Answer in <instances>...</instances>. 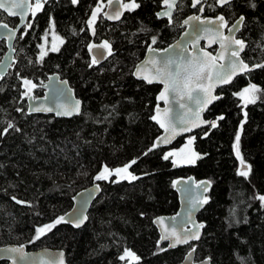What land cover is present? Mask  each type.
Wrapping results in <instances>:
<instances>
[{
    "label": "trees",
    "instance_id": "16d2710c",
    "mask_svg": "<svg viewBox=\"0 0 264 264\" xmlns=\"http://www.w3.org/2000/svg\"><path fill=\"white\" fill-rule=\"evenodd\" d=\"M97 2L79 0L73 5L71 0H48L35 18L30 15L33 27L20 31L13 67L0 79V130L8 121L21 129L0 137V247L17 244L29 250L63 249L69 264H127L118 256L128 248L140 257L138 264H179L194 246L196 260L264 264V207L255 199L264 194V102L257 100L245 108L233 95L250 82L264 89V69L240 75L218 90L222 98L206 113L210 120L224 116L222 121L217 119V128L197 130L171 147L144 155L162 133L149 119L161 86L147 85L131 72L144 57L151 36L158 37L153 47H166L183 32V20L197 11L191 7V0H180L174 23L169 25L167 18L156 16L162 9V0H137L141 7L125 12L117 23L99 18L97 35L93 37L85 22ZM103 2L107 4V0ZM250 3L256 7L251 8ZM205 14H223L228 25L244 15L246 27L238 33L248 43L243 58L250 65L264 62V0H233L231 7L207 0ZM0 21L11 26L19 22L2 10ZM25 31L28 34L21 39ZM52 34L64 41H55L57 52L48 51ZM105 39L112 43L114 56L89 68L87 45ZM40 45L48 52L43 61L38 59ZM6 49L5 41H1L0 60ZM55 72L69 80L83 101L78 116L58 118L28 113L17 74L32 80L37 85L32 94L40 96L44 94L41 85ZM238 131L241 155L251 165L247 177L237 174L240 163L233 145ZM192 135L196 136L192 147L201 159L177 166L162 159L163 153L184 146ZM133 159L138 162L130 171L139 177L137 180L112 183L93 179L104 165L121 167ZM187 176L212 182L210 202L199 213V220L205 223L203 236L196 243L168 250L166 243L158 245L160 235L153 220L178 211L174 181ZM96 182L102 191L83 227L61 223L30 243L37 226L66 216L74 196ZM12 196L31 206L16 204Z\"/></svg>",
    "mask_w": 264,
    "mask_h": 264
},
{
    "label": "snow or ice",
    "instance_id": "6c2138e0",
    "mask_svg": "<svg viewBox=\"0 0 264 264\" xmlns=\"http://www.w3.org/2000/svg\"><path fill=\"white\" fill-rule=\"evenodd\" d=\"M216 4L220 7L232 6L233 0H215ZM48 0H0V10H3L8 16L19 17L23 22L28 13L31 12L33 18L37 13L44 9ZM73 5L79 3V0H71ZM207 0H191V7L196 9L198 13L205 11L204 5ZM248 6L255 8V3H250ZM107 7L111 11L105 12V4L103 0H98L96 6L91 11V16L85 22L87 29L91 35L95 37L97 35L96 25L98 18H107L111 21H120L125 12H134L141 7V3L137 0H107ZM180 6L178 0H162V11L156 13L157 18L167 17L168 24L174 23L173 11ZM212 6L209 5V8ZM182 26H188L190 31H185L184 35L173 45L169 47L159 48L153 47L158 43V37L156 35L151 36V43L147 44L146 51L147 57L134 65V70L131 74L138 80L146 82L147 85H153L158 83L162 85V90L156 96L157 101H163L165 107L161 108L160 104L155 105V114L149 116V119L155 121L161 129L164 130V134L159 136L148 148L144 155H148L154 150L160 148L162 145L170 144L177 136L185 133H191L194 128H200L201 126H210V129L217 128V119L224 120V116H219L217 119L206 120L203 118V114L209 109V105L214 101L220 100V95H215V91L218 86L228 85L232 82L233 78L239 74L251 73L256 69H264V62H258L254 64L247 63L242 57L241 53L245 51V41L238 39L235 36L236 32L240 31L241 26H245V16L240 15L239 18L231 25H228L227 20L223 15H218L215 19H209L207 17L202 18L201 15L194 14L188 16ZM26 29L33 27L32 22H28L24 25ZM54 27V25H53ZM0 28L7 30V39L12 41L16 38V33L19 31L17 28H9L8 23H0ZM227 28L229 34H225L223 29ZM143 30V29H142ZM83 31V29H82ZM28 33L21 32L20 38L23 39ZM48 33L45 32L44 39L47 43ZM59 40L61 44L64 43L58 36H53V42L48 51L57 52L55 41ZM201 40L208 41V47L213 44L219 45V50L213 49L208 51L206 47L200 46ZM11 48V43L9 44ZM40 54L38 59L44 60V57L48 54L44 45H40ZM88 53L90 54V60L88 61V67L92 68L101 64L103 60H107L109 57L114 56V49L112 43L105 39L100 43H89L87 45ZM215 53V54H213ZM2 64V62H0ZM10 67V65H5ZM3 73L0 72V78ZM20 80L21 98H28L35 100L32 95L33 90L37 87L32 80L27 77L17 74ZM51 79V78H50ZM58 79V78H57ZM60 88L56 89V96L64 97L65 93L63 86L67 85V81H59ZM223 90V89H221ZM2 91V89H0ZM233 95L238 96L242 101L243 107H247L249 104H255L257 100L264 102V89L258 87L255 83H249L247 87L242 91L235 92ZM47 99V97H45ZM175 105L176 107H173ZM81 102L75 100L74 103L68 102L65 97L62 101L58 99L54 107H45L39 105L33 107L30 105L31 111L34 112H53L56 115L72 116L80 114ZM16 111L22 112V108H17ZM244 118L247 119V112H244ZM106 119V118H105ZM243 122H241L240 128L243 129ZM19 132L21 129L16 127L12 121H8L6 126L0 130V137L7 135L9 132ZM208 133L205 132V135ZM196 140V136L192 135L187 138V143L177 149L163 153L162 159L165 161L171 160L173 166L179 164H194L197 160L201 159V155L192 149V145ZM241 135L238 131L235 135V143L233 145L236 158L239 160L240 169L237 174L241 177H247L251 171V165L246 164L244 157L241 155L240 150ZM137 159H133L130 162L125 163L121 167L109 168L104 165L102 169L93 178L95 181H110L112 183H119L121 181H135L139 177L134 175L133 165L137 164ZM112 177H116L112 180ZM181 181H174V185L180 184ZM96 190H100V185L96 184ZM199 187V185L197 186ZM92 193L89 192V197ZM11 199L18 205L31 206L29 202L17 199L16 196H12ZM255 199L261 202V206L264 207V194L255 196ZM207 200H203L206 203ZM200 203L199 200L192 201V208L186 213L184 224L177 229L176 227H164L160 236L158 245L161 242L167 241L168 248H175L177 245L189 244L191 240L200 239V229L205 227L204 224H197L192 220V209H194ZM87 204V200H83L80 208L83 209ZM79 215L75 216V219L71 217L75 213ZM70 217L66 219L65 216L56 218L53 222L37 226L35 228V235L30 243H34L36 240H40L52 229L56 228L61 223H72L76 228H80L88 217L83 215L80 209H75L74 213L68 214ZM175 220V217L172 218ZM160 225H164L163 218H158L157 221ZM191 224V227L188 225ZM166 248H161V251H166ZM13 255L9 258L12 260V264H65L64 253L61 251L56 257H44L40 256L37 260L36 257L30 256L29 253L24 251V245L19 247H12L6 250ZM196 253V248L192 246L191 251L187 254V259L191 261ZM120 261H126L127 264H138L140 257L131 249L125 248L123 253L118 256ZM201 264H208V261H201Z\"/></svg>",
    "mask_w": 264,
    "mask_h": 264
},
{
    "label": "water",
    "instance_id": "95a60500",
    "mask_svg": "<svg viewBox=\"0 0 264 264\" xmlns=\"http://www.w3.org/2000/svg\"><path fill=\"white\" fill-rule=\"evenodd\" d=\"M179 1L180 0H178V3H179ZM29 2H33V0H29ZM206 5H207V3L204 5L205 8H206ZM162 10H163V8L160 11H162ZM108 11H111V9L106 6L105 12H108ZM175 11H176V9L173 11V17H174ZM194 14H198V15H201L202 18L207 17L209 19H215V17H216V16L206 15L205 11L203 13L194 12V13L190 14L189 16L194 15ZM30 15H31V12L28 13L27 17L25 18V20L23 22L20 21V18L18 16L14 17V18H18V20H19V22H18V24L16 26H11V25L8 24L9 28H17V29H19V31H17V33H16V38L13 39L11 42L8 41V39H7V35H6L7 34V30L3 29V28H0V42L1 41H5L6 46H7L6 52L4 53L2 59L0 60V62H2V64H0V72L3 73V76L0 79H3L4 77H6L8 75V73L10 72L11 68L13 67V64L15 62V55H16L15 44H16V41H17V37H18L20 31L24 28V25L26 23H28ZM221 15H223V14H221ZM223 16L225 17V15H223ZM122 18H123V16L121 17V20H122ZM162 18H167V17H162ZM104 19L109 21V22H112V23L119 22V21H111V20H108L107 18H104ZM225 19H226V17H225ZM0 23H6V22L0 21ZM182 25H183V23H182ZM231 25H229V26H231ZM182 27L184 28V30L181 33V35L175 41H173L172 43H170L166 47H169V46L175 44L184 35L185 31H190L188 26H182ZM242 27L243 26H241L240 30L242 29ZM222 31H224V33L226 35L229 34L228 31H227V28L223 29ZM238 33L239 32L235 33L236 38L242 39V38L238 37ZM10 43L12 45L11 48L9 47ZM245 44H246V47H245V50H246L248 43L245 41ZM200 46L201 47H206L208 51H212V48H214V47H215V49L217 51L219 50V45L218 44H213V45H211V47H208V41L207 40H201L200 41ZM243 53H241V57L242 58H243ZM213 54H215V53H213ZM147 55H148V53L146 51L144 57L139 62L143 61L147 57ZM104 61L105 60H103L101 63H103ZM5 65H10V67H6L5 68L4 67ZM244 74H247V73H244ZM240 75H243V74H239L238 76H240ZM238 76L234 77L232 82ZM60 80L67 81V85L63 86V90H64V93H65V96L58 98L56 96V89L61 87V85L59 84ZM154 84H158V83H154ZM158 85H160V84H158ZM160 86H161V90H162V85H160ZM224 86H226V85L218 86L214 94L215 95H220L222 97V95L218 93V90L220 88L224 87ZM41 88L44 90V94L43 95L35 96V95L32 94L35 97L34 101L27 98L28 113H30V114L54 115L55 117H58V118H73L74 116H78L79 114L78 115H72V116L56 115L55 111H53V112H46V111L34 112V111H31V109L29 107L30 105H32L33 107L39 106V105H44L45 107H54V105L58 101V99L62 101L65 97L67 98L68 102H70V103H74L75 100H79L81 102L80 113L82 112L83 101L80 98L77 97V95L75 93V90L71 86L69 80L67 78L62 77L60 73L55 72V73L49 74L47 79L45 80V82L41 85ZM45 97H47V99H45ZM217 101H219V100H217ZM217 101H214L213 104L209 105V109ZM158 103L160 104L161 108L165 107L163 101H158ZM173 107H176V106L173 105ZM208 110H206L205 113L203 114V118L206 119V120H210V119H208L206 117V113L208 112ZM154 114H155V111H154ZM153 122H155V121H153ZM207 127H209V126L205 125V126H201L200 128H194L191 133H193V132H195L197 130H200V129L207 128ZM161 131H162V133L160 134V136L164 134V130L161 129ZM188 134H190V133H185V134H182L180 136H177L170 144L162 145L161 147H171L172 145H174V143L179 138H181L183 136H186ZM177 181H181L180 184H176L175 185V189H176V191L178 193V197H179V208H178V211L176 213H174V214L159 215V216L155 217L154 220H153V222H154V221H157L158 218H163V220L165 222L164 225H160L159 223L154 222V225L156 226L160 236L162 234V231H163L164 227H176L177 229H180V227L184 224L186 213L189 211V209L192 208V201H194V200H199L200 203H197L196 207L194 209H192V220L195 221L197 224L202 223V224L205 225V223L203 221L199 220V213L201 211H203L205 209V207L210 202V198H209L208 194H209V191H210V189L212 187V182L209 179L197 180L194 176L181 177V178L177 179ZM96 184L100 185L99 182H96L93 185H91V186L79 191L74 196V198H73V206L70 209V211L66 214V216H65L66 219L70 218L68 216V214L74 213L75 209H80L83 212V215H86L88 217V213L90 211V208H91L92 204L98 198V196L100 195V193L102 191L101 185H100V190L99 191L96 190V187H95ZM198 185H199V187H197ZM89 192L92 193L91 197H89ZM205 199L207 200V202L203 203V200H205ZM83 200H87V204L85 205V207L83 209H81L80 206H81V203L83 202ZM76 215H79V213L78 212L75 213L71 217V219H75ZM173 217H175V220L172 219ZM87 222H88V220H86L81 227H83ZM72 225H74V224H72ZM188 227H191V224H189ZM203 232H204V228L200 229V239L199 240H191L189 242V244L196 243V242L200 241L202 236H203ZM163 243H166L168 245L167 241L161 242V244H163ZM189 244L177 245L175 248L182 247V246H187ZM19 246H21V245L10 244V245H6V246L0 247V250H6L8 248L19 247ZM175 248H168L167 247L168 250L175 249ZM24 251L26 253H29L30 256L36 257L37 260H38V258L40 256H44L46 258L51 256V257L54 258V257L58 256V254L62 251L64 253V257H65V264H69L68 261H67L66 252L63 249H55V248H50V247H44V248H41V249H38V250H29L26 247V245H24ZM190 251H191V249L188 252H190ZM187 254L185 255L184 259L179 264H201V261H208V264H212V261H211L210 258H205L203 260H196V253H195L193 259L191 261H189L187 259ZM12 255H13L12 253H8L7 251H0V263L3 262V261H7L8 264H12V260L9 258Z\"/></svg>",
    "mask_w": 264,
    "mask_h": 264
},
{
    "label": "rangeland",
    "instance_id": "374dc122",
    "mask_svg": "<svg viewBox=\"0 0 264 264\" xmlns=\"http://www.w3.org/2000/svg\"><path fill=\"white\" fill-rule=\"evenodd\" d=\"M106 5H107V4H105V8H106ZM105 8L103 9V11H105ZM98 20H99V18H98ZM98 20H97V21H98ZM52 35H53V34H52ZM54 35H55V34H54ZM54 35H53V36H54ZM53 36H52V38H53ZM55 36H57V35H55ZM57 42L60 43L59 40H56V43H57ZM182 147H183V146H182ZM180 148H181V147H180ZM177 149H179V148H176V149H173V150H177ZM192 149H193V147H192ZM193 150H194V149H193Z\"/></svg>",
    "mask_w": 264,
    "mask_h": 264
}]
</instances>
